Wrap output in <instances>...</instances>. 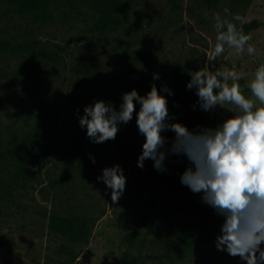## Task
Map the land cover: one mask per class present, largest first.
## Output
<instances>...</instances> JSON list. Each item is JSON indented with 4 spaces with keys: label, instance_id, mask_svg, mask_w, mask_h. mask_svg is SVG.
Wrapping results in <instances>:
<instances>
[{
    "label": "rangeland",
    "instance_id": "obj_1",
    "mask_svg": "<svg viewBox=\"0 0 264 264\" xmlns=\"http://www.w3.org/2000/svg\"><path fill=\"white\" fill-rule=\"evenodd\" d=\"M7 9L0 6V35L14 50L0 53V143L6 152L0 159V264H60L59 249L66 241L49 229L53 212L90 219L89 242L77 247L83 264H118L127 254L141 264H246L217 250L223 217L203 203L202 193L181 184L189 167L186 157L168 156L164 172L151 160L141 169L137 161L145 138L135 113L131 122L119 125L115 140L102 144L87 138L79 117L97 101L119 110L132 82L129 73L137 69L144 81L141 96L155 84L168 99V123L190 131L217 127L235 110L225 104L205 112L195 89H187L191 72L208 63L194 46H214L215 13L250 34L253 56L226 49L212 64L220 70L235 64L243 74L241 91L251 97L247 85L264 64V0H133L120 26L104 35L94 29L98 14L90 3L54 10L47 23L13 17ZM236 15L242 21L233 20ZM252 23L258 27L247 30ZM178 72L183 86L171 90L169 80ZM154 73L160 79L154 80ZM165 85L173 95L160 91ZM139 108L136 103V112ZM162 135V151H167L175 134ZM75 143L98 155L97 169L78 171L81 153L72 148ZM45 154L49 157L41 160ZM117 164L126 188L113 203L111 189L97 178ZM138 212L150 222L135 226ZM201 222L215 230L214 240H193L190 228Z\"/></svg>",
    "mask_w": 264,
    "mask_h": 264
},
{
    "label": "clouds",
    "instance_id": "obj_2",
    "mask_svg": "<svg viewBox=\"0 0 264 264\" xmlns=\"http://www.w3.org/2000/svg\"><path fill=\"white\" fill-rule=\"evenodd\" d=\"M214 19L217 32L214 46L211 49L194 46L206 55L208 63L191 72L186 87L195 89L199 106L205 112L225 104L232 106L235 114L230 118L215 128L198 131H190L181 123H168L171 119L168 99L152 84L145 96L136 90L123 94L119 110L104 101L86 106L84 115L79 117V126L86 128L92 143L102 144L115 140L119 125H127L135 113L138 131L145 138L137 166L143 169L145 160H151L155 170L164 172L168 156L186 157L189 167L180 176L181 184L193 193H202L203 203L223 217L221 234L215 242L217 250L239 257L246 264H264L261 248L264 245V64L248 83L251 97H246L239 84L243 74L236 65L220 70L212 62L226 49H235L237 54L246 50L253 56L256 48L249 43L252 37L219 13L214 14ZM233 20L242 21V17L236 15ZM153 79L160 77L154 73ZM160 91L173 95L166 85ZM136 103L140 105L138 112ZM165 131L173 132L175 139L167 151H162L166 144L162 135ZM97 179L111 189V200L117 203L126 188L121 166L103 169Z\"/></svg>",
    "mask_w": 264,
    "mask_h": 264
},
{
    "label": "trees",
    "instance_id": "obj_3",
    "mask_svg": "<svg viewBox=\"0 0 264 264\" xmlns=\"http://www.w3.org/2000/svg\"><path fill=\"white\" fill-rule=\"evenodd\" d=\"M218 1V0H215ZM133 0H0V6H7L8 11L13 17H31L37 22L47 23L53 18V11L60 10L69 5L78 3H90L98 14V19L94 24L95 31L104 35L113 32L117 29L123 17L131 10ZM256 23L245 26L247 30L257 28ZM14 50V45L9 39L2 38L0 35V53ZM129 75L132 82L129 84L128 90H136L140 95L144 81L140 71L133 69ZM183 86V75L178 72L177 75L169 80V88L176 90ZM79 148L81 153L80 161L77 165L78 171L88 173L94 171L99 166V157L96 153L90 152L86 145L75 143L72 148ZM22 149V146H18ZM78 150V149H77ZM6 155L2 151L0 143V159ZM49 154L41 157V160H46ZM95 160V163L92 160ZM135 226L150 222V218L143 212H138L135 215ZM49 229L52 233L59 235L66 243L61 245L59 255L63 258L60 264H83L78 260L77 247L85 245L89 242L92 235V223L89 218L78 215H63L59 212H53L49 216ZM190 233L193 240L208 243L215 239V230L207 223H196L190 228ZM136 235H132V240H135ZM118 264H141L139 259L133 255L127 254ZM230 264V263H223Z\"/></svg>",
    "mask_w": 264,
    "mask_h": 264
}]
</instances>
